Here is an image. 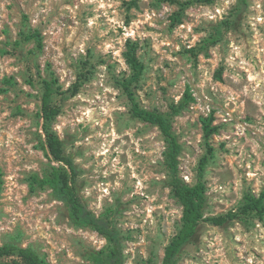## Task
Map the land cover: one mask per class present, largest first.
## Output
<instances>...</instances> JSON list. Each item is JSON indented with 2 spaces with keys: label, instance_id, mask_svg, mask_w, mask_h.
<instances>
[{
  "label": "rangeland",
  "instance_id": "rangeland-1",
  "mask_svg": "<svg viewBox=\"0 0 264 264\" xmlns=\"http://www.w3.org/2000/svg\"><path fill=\"white\" fill-rule=\"evenodd\" d=\"M186 1V0H182ZM0 0V244L28 246L47 264H93L87 253L106 239L76 227L49 188L32 190L30 176L51 162L43 150L42 81L28 83L31 65L58 78L61 106L54 128L79 169L89 206L111 219L126 264H161L176 235L183 207L173 196L160 129L133 117L121 83L131 69L124 52L138 42L145 64L134 85L142 106L170 111L188 88L195 100L173 117L183 145L181 175L198 180L207 153L202 119L218 131L209 141L207 215L238 206L264 188V0ZM227 21L228 23H225ZM217 27L220 39L197 57L189 51ZM41 32L43 49L22 33ZM19 41L21 45H17ZM17 46V47H16ZM80 92L63 93L78 79ZM9 80H14L10 83ZM178 264H264V218L250 216L217 226L202 222Z\"/></svg>",
  "mask_w": 264,
  "mask_h": 264
},
{
  "label": "trees",
  "instance_id": "trees-1",
  "mask_svg": "<svg viewBox=\"0 0 264 264\" xmlns=\"http://www.w3.org/2000/svg\"><path fill=\"white\" fill-rule=\"evenodd\" d=\"M176 3L180 6L179 12L175 14L176 21H181V13L193 2L199 1L212 3L215 0H162ZM246 4L247 0H239ZM228 23L227 21H224ZM222 28L217 27L215 31L205 37L189 51L197 57L205 52L211 45L215 44L222 35ZM23 39L34 40L37 50H42L43 36L41 32L22 33ZM19 41L17 45H21ZM17 47V46H16ZM138 42L129 39L126 43L124 56L131 69V74L122 83V88L131 102V114L133 117L157 126L166 142L164 151V163L169 171L170 186L173 196L183 207L181 225L165 248L161 264H178L179 256L187 244L196 237L202 222H210L217 226L226 225L230 221H239L250 216L264 218V188L260 194L247 192L242 202L225 213L207 215V186L204 181L205 171L210 158L214 154L210 137L218 131L213 124L214 117L209 116L202 119L204 136L207 144V153L200 159L198 166V180L191 184L182 175L180 168V156L183 145L179 135L174 130L173 117L182 113L195 100L191 89L188 88L183 97L170 105V111L164 112L159 109H150L141 105L136 95L134 85L139 82L145 72V64L138 55ZM7 52V50H2ZM28 83L35 85V75L42 81L41 108L39 116L43 119V135L41 146L50 158L51 162L42 173H34L30 176L32 190L38 188H49L55 199L63 202L70 221L80 228H90L98 232L106 239V244L101 249H93L87 253V258L93 264H126L124 245L119 231L115 228L111 213L113 209L108 208L105 212L97 214L87 203L78 185L79 169L74 158L66 152L64 140L54 128L55 121L61 113V106L55 102V95L62 93L58 78L51 73L46 78L42 74L39 65H31ZM13 83L14 80H9ZM83 84L82 78H78L71 87L63 93H69L70 97L77 95ZM3 172L0 168V198L3 189ZM0 264H47L44 256L28 246L5 242L0 244ZM142 264H155L149 259Z\"/></svg>",
  "mask_w": 264,
  "mask_h": 264
}]
</instances>
